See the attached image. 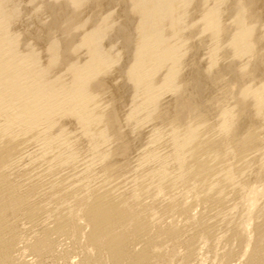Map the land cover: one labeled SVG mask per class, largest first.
Segmentation results:
<instances>
[{
	"label": "bare ground",
	"instance_id": "6f19581e",
	"mask_svg": "<svg viewBox=\"0 0 264 264\" xmlns=\"http://www.w3.org/2000/svg\"><path fill=\"white\" fill-rule=\"evenodd\" d=\"M54 263L264 264V0H0V264Z\"/></svg>",
	"mask_w": 264,
	"mask_h": 264
},
{
	"label": "rangeland",
	"instance_id": "374dc122",
	"mask_svg": "<svg viewBox=\"0 0 264 264\" xmlns=\"http://www.w3.org/2000/svg\"><path fill=\"white\" fill-rule=\"evenodd\" d=\"M46 261H47V263L50 262L49 259H46ZM54 264H63V263H54Z\"/></svg>",
	"mask_w": 264,
	"mask_h": 264
}]
</instances>
